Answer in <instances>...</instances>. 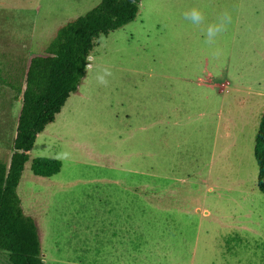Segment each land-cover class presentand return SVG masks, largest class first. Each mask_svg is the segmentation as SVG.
I'll use <instances>...</instances> for the list:
<instances>
[{
    "label": "rangeland",
    "instance_id": "374dc122",
    "mask_svg": "<svg viewBox=\"0 0 264 264\" xmlns=\"http://www.w3.org/2000/svg\"><path fill=\"white\" fill-rule=\"evenodd\" d=\"M98 2L0 0L1 169L29 59ZM193 6L207 22L231 13L215 44L183 19ZM88 63L35 136L15 188L43 264H264L252 155L264 0H141L131 22L94 39ZM103 68L107 85L95 79ZM33 157L57 159L58 173L34 176Z\"/></svg>",
    "mask_w": 264,
    "mask_h": 264
},
{
    "label": "trees",
    "instance_id": "16d2710c",
    "mask_svg": "<svg viewBox=\"0 0 264 264\" xmlns=\"http://www.w3.org/2000/svg\"><path fill=\"white\" fill-rule=\"evenodd\" d=\"M141 0H99V2L58 28L45 54L32 56L25 71L11 152L5 169L0 168V252L9 264H43L34 221L19 206L15 188L23 165L28 161L35 136L53 122L69 94L85 74L87 57L99 35L131 22ZM257 167L255 186L264 196V115L260 116L253 141ZM57 159L33 157L29 170L34 176L58 173Z\"/></svg>",
    "mask_w": 264,
    "mask_h": 264
},
{
    "label": "clouds",
    "instance_id": "9594fccd",
    "mask_svg": "<svg viewBox=\"0 0 264 264\" xmlns=\"http://www.w3.org/2000/svg\"><path fill=\"white\" fill-rule=\"evenodd\" d=\"M182 16L185 21L200 29L205 37V43L208 45L215 44L217 38L227 30L232 21L231 13L224 10L213 21L207 22L204 13L194 6L184 10ZM214 55H219V51H216ZM88 59L91 60L93 58L89 57ZM85 67L88 71L92 70L91 63L86 64ZM111 75L112 72L108 68H103L96 74L95 79L99 84L107 85L108 80L106 78ZM62 155L67 158L69 154L63 153Z\"/></svg>",
    "mask_w": 264,
    "mask_h": 264
},
{
    "label": "crops",
    "instance_id": "0c3cea01",
    "mask_svg": "<svg viewBox=\"0 0 264 264\" xmlns=\"http://www.w3.org/2000/svg\"><path fill=\"white\" fill-rule=\"evenodd\" d=\"M262 49V48H261ZM261 49L259 50V51H256V55H258V56H263V53L262 52H260L261 51ZM226 82V81H225ZM225 82H223V83H221V84H224ZM225 85V84H224Z\"/></svg>",
    "mask_w": 264,
    "mask_h": 264
}]
</instances>
